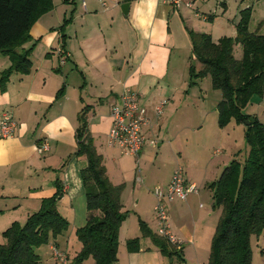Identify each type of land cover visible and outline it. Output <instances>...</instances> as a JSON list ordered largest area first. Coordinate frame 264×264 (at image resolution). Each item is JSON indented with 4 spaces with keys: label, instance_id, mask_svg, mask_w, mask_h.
Returning <instances> with one entry per match:
<instances>
[{
    "label": "crops",
    "instance_id": "crops-1",
    "mask_svg": "<svg viewBox=\"0 0 264 264\" xmlns=\"http://www.w3.org/2000/svg\"><path fill=\"white\" fill-rule=\"evenodd\" d=\"M53 2L54 8L32 26L33 40L24 45L34 46L31 72L14 73L6 91L0 90V116L8 112L17 122L11 137L0 135V235L13 222L21 223L39 210L42 200L56 193L58 182L63 185L59 211L69 220L73 233L85 225L89 211L80 171L87 165V159L76 155V130L79 113L91 105L88 113L91 134L104 156L109 179L115 185L124 184L123 210L129 212L120 227L119 260L115 264H153V255L159 257V252L153 251L150 238L141 239L138 252L125 251L123 243L141 236L139 219L157 233L153 188L156 185L166 188L172 175L164 180L154 179L153 188L150 187L153 175L150 179L143 176L141 166L142 159H148L152 153L149 141L136 156L108 144L111 111L129 87L139 93L141 103L148 109L150 123L144 130L147 140L158 136L171 119H178L189 99L181 95L176 74L172 76L173 54L192 52L189 30L210 33L215 40L213 27L199 28L214 20L215 15L201 12L197 0H179L178 4L172 0H109L107 8L99 0ZM126 2L130 3L128 15L122 11ZM259 2L264 4V0ZM218 3L225 15L227 1ZM255 5L246 7L251 6L254 14ZM239 18L240 12L227 27L236 29ZM10 66V59L0 52V73ZM176 69L179 70V61ZM63 85L64 95L57 97ZM207 96L208 93L203 96L201 105ZM163 102L166 103L158 115L157 107ZM255 106L257 111L252 110ZM245 109L264 123V97L253 96ZM163 112L165 117L161 121ZM203 112L208 116L218 109ZM180 124L174 126L177 133L182 131ZM226 127L219 126L223 145ZM43 141L49 144V150L39 153L37 146ZM157 145L163 146L164 140ZM234 148L231 153L235 156ZM185 175L188 182L198 186V192L191 193L186 200L176 198L168 203L171 231L183 247L187 243L198 246L216 228L214 215L220 217L221 209L213 207V194L207 187L211 181L190 170ZM254 238L253 264H264V233L256 241Z\"/></svg>",
    "mask_w": 264,
    "mask_h": 264
},
{
    "label": "trees",
    "instance_id": "trees-1",
    "mask_svg": "<svg viewBox=\"0 0 264 264\" xmlns=\"http://www.w3.org/2000/svg\"><path fill=\"white\" fill-rule=\"evenodd\" d=\"M53 8V0H0V52L11 61V66L0 73L2 92L14 73L31 72L34 46L24 45L33 40L30 32L34 23ZM252 12L251 6L240 11L235 37L222 36L215 41L210 33L189 30L192 56L202 64L200 69L195 64L189 66V85L211 77L212 87L222 92L217 106L221 128L232 121L245 124L253 118L245 125L249 145L245 161L232 159L220 177L207 185L213 194V207L221 209L208 264H253L252 238L264 232V123L244 111L253 96L264 97V34L250 30ZM237 44L243 48L241 59L234 53ZM65 89L63 85L57 97L63 96ZM90 109L91 105H86L81 110L76 130V155L87 159L80 174L89 215L76 231L82 248L73 264H82L90 257L95 264H115L119 260L120 227L129 212L123 210L124 184L111 182L104 156L95 145L89 128ZM62 196L63 185L58 182L56 193L44 198L39 210L24 224L15 221L3 232L6 243H0V264H41L36 248L70 226L58 209ZM139 221L141 236L126 241L129 252L140 251L141 239L150 238L169 258V264H174L175 256L184 260L181 245L155 233L146 221Z\"/></svg>",
    "mask_w": 264,
    "mask_h": 264
},
{
    "label": "rangeland",
    "instance_id": "rangeland-1",
    "mask_svg": "<svg viewBox=\"0 0 264 264\" xmlns=\"http://www.w3.org/2000/svg\"><path fill=\"white\" fill-rule=\"evenodd\" d=\"M226 1L228 5L226 9L227 12L224 15L221 13L222 8L220 7L221 4L218 3V0H197L196 5L200 7L201 12L215 15L214 20H208V24L200 25L199 28L202 30H210L213 27L216 41L222 36L235 37L236 29H229V27H227V23L229 24L231 20L239 14L240 9L246 7L247 4H256V12L254 14L252 12L250 30L253 32L258 30V32L264 34V4H260L259 0ZM194 13H196V10H194ZM198 22L201 23L199 20ZM258 27H260V29H258ZM234 53L238 59L243 57V48L240 44L235 46ZM178 61L179 70L177 71L176 68L178 67ZM188 62L190 65L195 64L198 69L202 68V64L192 58L191 51L183 50L182 53L174 52L171 71L172 76L176 74L175 76L179 81L178 83L181 85V95L184 96L186 100L189 99V102L186 107L182 108L178 116L179 120L176 119L174 121V119H171V121L167 122L165 126H162L159 135L153 137V139L157 140V143L164 140V145H156L155 147L151 146V155L148 159H142L141 161L143 176L148 175L150 179L153 175V181H151L152 185H150L152 188L154 179L158 180V178H160L164 180L171 177L179 166H181L186 173L190 170V172H194L200 178L213 182L220 177L222 171L226 167V164H228L232 159H238L241 162H244L248 155L249 145L245 139V126L243 124H237L233 121L227 125L224 130L226 134L225 145H223L217 119L218 112L210 113L208 116H206L203 112V109H216L218 106L217 100L222 98V92L212 88L210 76L200 79L197 86H190V65L187 66ZM204 88H206L207 91ZM207 93V99L204 102V105H201V101H203L202 98ZM248 109L251 110V108ZM252 110L257 111L258 107L255 106ZM263 110L264 109H262V111ZM244 111L246 112L247 110L245 109ZM161 116V121H163L165 113L163 112ZM262 116L264 117V111L262 112ZM177 123H181L180 130L182 131L179 133H177L174 128ZM177 135L178 137L175 138ZM173 139L174 142L168 141ZM230 143H232V146ZM233 148L236 152L235 156L231 153ZM217 149H221L223 152L217 154L215 153ZM159 186L161 185H156L153 190ZM147 204L149 209L151 199ZM216 215L214 216L217 218L218 223L219 217ZM26 220L27 219L21 221V224H24ZM156 222L157 225L155 224L156 226L154 225V227H156V231L158 233L157 228L159 222L157 220ZM76 231L73 233L71 227L69 226V229L65 233L58 235L56 238L51 237L49 243L36 248L37 253L41 257V264H57L54 259L55 248L64 252L68 256V264H73L75 257L82 248V243L78 239ZM215 231L216 228H214L212 233L208 235L205 240H203L201 245L194 246L189 243L184 244V247L181 245L184 251V260H179L178 257L175 256L173 258L174 264H208ZM253 237H255L254 239L256 241L258 236ZM67 241H69V243H67ZM0 243H6V239L2 234L0 235ZM123 248L127 251L125 242L123 243ZM155 250L159 252V257H154L153 255V264H169V258L162 254L160 249L153 244V251ZM82 264H95V260L93 257H90Z\"/></svg>",
    "mask_w": 264,
    "mask_h": 264
},
{
    "label": "built area",
    "instance_id": "built-area-1",
    "mask_svg": "<svg viewBox=\"0 0 264 264\" xmlns=\"http://www.w3.org/2000/svg\"><path fill=\"white\" fill-rule=\"evenodd\" d=\"M103 7H108L109 0H99ZM178 4L179 0H172ZM166 102L157 107V114L160 115ZM112 126L108 133V144L120 147L124 154L138 155L147 141L145 127L149 125L150 119L148 109L141 103L140 95L135 90L127 87L114 104L111 111ZM17 122L8 112L0 116V135L3 138L11 137L14 134ZM153 146L157 145L156 139L149 140ZM39 153L49 150L46 141L40 142L37 146ZM216 153H220L217 150ZM198 192L195 183L188 182L184 169L179 166L173 173L172 178L165 188L159 186L154 190L156 197L155 215L159 222L158 234L167 237L171 242L181 245L171 231L168 203L176 198L186 200L191 193ZM54 259L57 264H68V256L58 249H54Z\"/></svg>",
    "mask_w": 264,
    "mask_h": 264
},
{
    "label": "water",
    "instance_id": "water-1",
    "mask_svg": "<svg viewBox=\"0 0 264 264\" xmlns=\"http://www.w3.org/2000/svg\"><path fill=\"white\" fill-rule=\"evenodd\" d=\"M129 9H130V3L126 2L122 4V11L125 15H128L129 13ZM253 120V118H251L250 120L245 122V125H249L251 123V121Z\"/></svg>",
    "mask_w": 264,
    "mask_h": 264
}]
</instances>
